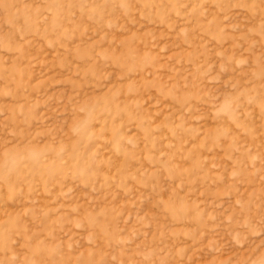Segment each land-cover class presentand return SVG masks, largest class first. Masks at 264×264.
I'll return each mask as SVG.
<instances>
[{
    "label": "rangeland",
    "instance_id": "obj_1",
    "mask_svg": "<svg viewBox=\"0 0 264 264\" xmlns=\"http://www.w3.org/2000/svg\"><path fill=\"white\" fill-rule=\"evenodd\" d=\"M0 264H264V0H0Z\"/></svg>",
    "mask_w": 264,
    "mask_h": 264
}]
</instances>
